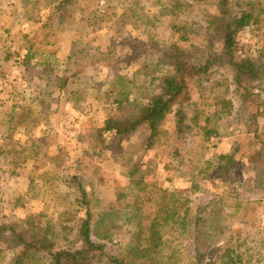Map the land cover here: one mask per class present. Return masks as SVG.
<instances>
[{
    "label": "rangeland",
    "instance_id": "obj_1",
    "mask_svg": "<svg viewBox=\"0 0 264 264\" xmlns=\"http://www.w3.org/2000/svg\"><path fill=\"white\" fill-rule=\"evenodd\" d=\"M217 3L0 0V225L55 250L82 248L81 184L93 240L110 255L145 246L154 222L158 264H264V177L249 162L264 146V82L254 87L263 102L252 104L262 111H247L231 71L215 67L192 89L188 118H197L180 137L173 114L153 146L146 124L121 152L102 151L96 137L107 119L134 117L160 93L172 74L163 51L176 44L200 62L219 50L206 30ZM263 45L264 15L239 34L238 56L260 61ZM221 99L231 113H220ZM225 154L234 160L223 169ZM21 250L0 236V264H14Z\"/></svg>",
    "mask_w": 264,
    "mask_h": 264
},
{
    "label": "trees",
    "instance_id": "obj_2",
    "mask_svg": "<svg viewBox=\"0 0 264 264\" xmlns=\"http://www.w3.org/2000/svg\"><path fill=\"white\" fill-rule=\"evenodd\" d=\"M217 1L218 14L209 16L206 30H209L211 38L220 43L219 50L212 52L200 62L192 61L189 52L176 44H173L170 50L163 51L161 56L171 67L172 74L163 81L160 93L151 97L147 104L141 106L134 117L105 121L103 128L96 135L102 151L121 152L123 142L133 136L144 124L148 126L150 132L147 145L153 146L162 135L166 134L162 129L166 119L172 114L176 123V130L172 135L180 137L181 134H185L187 121L197 118V115H193L191 119L188 118L187 108L192 99V89L206 84L210 72L215 67L226 66L231 71L235 94L243 104L241 108L248 111L250 106L252 108L255 106L257 112L262 111L258 106L252 104H256L258 101L263 102L261 99L258 100L259 95L255 94L254 87L257 83L264 82V45L262 47L263 57L260 61L240 58L238 52L239 34L260 23L264 15V0L244 1L238 12L230 10V1L233 0ZM178 39L185 41L186 36L181 34ZM133 50L139 49L134 47ZM26 57H30V55L28 54ZM247 103L250 105H246ZM118 104L121 102L119 101ZM217 105L220 113L229 114L233 108L232 102L225 99H221ZM205 120L208 122L207 119ZM209 131V133L216 132L215 129ZM221 160L223 161L221 168L226 169L233 162L234 154L221 155ZM249 162L258 172L257 175L264 177L263 145L249 157ZM78 191V201L86 209L85 219L78 230L82 248L75 251L70 249L55 250L45 238L32 240L31 237L27 240L13 227L0 225V236L13 237L22 245V250L14 264H30L40 256H45L51 264H158L156 258H151L159 247L157 240L154 239L158 232L157 224L152 222L149 225L150 236L147 237L145 246L131 247L125 256L110 255L105 250V244L93 240V236L96 234L92 230V214L89 210L87 193L81 184H79ZM166 215V220L172 218V216ZM225 264H235V261L228 258Z\"/></svg>",
    "mask_w": 264,
    "mask_h": 264
}]
</instances>
